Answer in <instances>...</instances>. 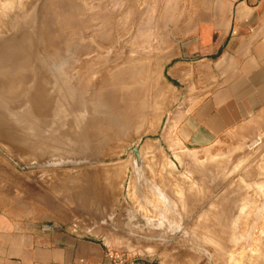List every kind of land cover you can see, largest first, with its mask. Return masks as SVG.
<instances>
[{
    "label": "rangeland",
    "instance_id": "rangeland-1",
    "mask_svg": "<svg viewBox=\"0 0 264 264\" xmlns=\"http://www.w3.org/2000/svg\"><path fill=\"white\" fill-rule=\"evenodd\" d=\"M178 8L0 0V80L18 101L0 104V217L16 230L56 206L52 225L103 227L115 252L264 264V110L213 140L194 135L183 118L209 84L201 56L182 53Z\"/></svg>",
    "mask_w": 264,
    "mask_h": 264
},
{
    "label": "crops",
    "instance_id": "crops-1",
    "mask_svg": "<svg viewBox=\"0 0 264 264\" xmlns=\"http://www.w3.org/2000/svg\"><path fill=\"white\" fill-rule=\"evenodd\" d=\"M175 1L185 18L182 53L201 56L199 79L209 84L204 100L183 119L197 125L194 135L213 140L264 110V0ZM183 60L182 76L192 63ZM171 64L175 74L180 63L173 59ZM61 212L56 206L39 211L37 222L19 231L0 217V264H111L109 232L91 225H84L85 233L52 225Z\"/></svg>",
    "mask_w": 264,
    "mask_h": 264
},
{
    "label": "built area",
    "instance_id": "built-area-1",
    "mask_svg": "<svg viewBox=\"0 0 264 264\" xmlns=\"http://www.w3.org/2000/svg\"><path fill=\"white\" fill-rule=\"evenodd\" d=\"M106 255L110 259L111 264H161L153 262L143 256L130 252H115L109 245H106Z\"/></svg>",
    "mask_w": 264,
    "mask_h": 264
},
{
    "label": "bare ground",
    "instance_id": "bare-ground-1",
    "mask_svg": "<svg viewBox=\"0 0 264 264\" xmlns=\"http://www.w3.org/2000/svg\"><path fill=\"white\" fill-rule=\"evenodd\" d=\"M13 59V58H12ZM12 63V62H11ZM9 69H11V68H9ZM6 71V70H5ZM6 73V72H5ZM13 73V72H12ZM11 73V74H12ZM21 73V72H20ZM1 75V74H0ZM3 75L4 74H2V78H5V77H7V76H4L3 77ZM10 76V75H9ZM8 76V77H9ZM20 77V76H19ZM1 78V79H2ZM12 80V79H11ZM12 81H14V79L12 80ZM11 82L9 81V80H0V104H2V103H8L9 105H13V103H15V105L17 104V102L18 101H16V100H14V99H12V100H8V99H6V98H4V93L6 94V92H7V90L9 89L8 88V86H10L11 87V85L13 84H10ZM15 84H16V87L18 86V87H21V89L23 88V87H25V85L24 84H22V83H20V82H15ZM7 87V88H6ZM15 89H17V88H15ZM20 89V88H19ZM24 89V88H23ZM45 89V88H44ZM15 91V90H14ZM40 91H41V89H40ZM18 92H19V90H18ZM22 92V91H21ZM9 92H7V94H8ZM14 94H16V93H14ZM12 95V94H11ZM41 94L40 93H38V95H37V97L38 96H40ZM9 96V95H8ZM9 98H11V96L9 97ZM15 98V97H14ZM37 103V102H36Z\"/></svg>",
    "mask_w": 264,
    "mask_h": 264
},
{
    "label": "water",
    "instance_id": "water-1",
    "mask_svg": "<svg viewBox=\"0 0 264 264\" xmlns=\"http://www.w3.org/2000/svg\"><path fill=\"white\" fill-rule=\"evenodd\" d=\"M131 150H133V152H134V159H135V163H136V171H137V173H140V171H141L140 150L138 149V147L136 145H133L131 147Z\"/></svg>",
    "mask_w": 264,
    "mask_h": 264
}]
</instances>
